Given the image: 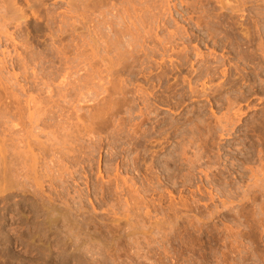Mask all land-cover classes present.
<instances>
[{"label": "rangeland", "instance_id": "obj_1", "mask_svg": "<svg viewBox=\"0 0 264 264\" xmlns=\"http://www.w3.org/2000/svg\"><path fill=\"white\" fill-rule=\"evenodd\" d=\"M11 1L0 264H264V0Z\"/></svg>", "mask_w": 264, "mask_h": 264}, {"label": "bare ground", "instance_id": "obj_2", "mask_svg": "<svg viewBox=\"0 0 264 264\" xmlns=\"http://www.w3.org/2000/svg\"><path fill=\"white\" fill-rule=\"evenodd\" d=\"M5 1H6V0H5ZM12 1H13V0H12ZM12 1H11V2H12ZM154 1H155V0H154ZM181 1H182V0H181ZM222 1H224V0H222ZM235 1H236V0H234V2H235ZM239 1H241V0H239ZM248 1H251V0H247V3H248ZM161 2H162V1H161ZM164 2H165V1H164ZM227 2H229V1H225V2H224L226 5H223V2H222V5H223L224 7H226L227 4L230 5L231 1H230L229 3H227ZM237 2H238V1H237ZM237 2H235V3H237ZM242 2H245V0L242 1ZM168 3H169V2H168ZM238 3H241V2H238ZM148 4H149V3H148ZM153 4H154V3H153ZM233 4H234V3H233ZM9 5H10V4H9ZM229 5L227 6L228 8L231 7V6H229ZM231 5H232V3H231ZM237 5H238V4H237ZM243 5H244V4H243ZM14 6H15V4H14ZM152 6H153V5H152ZM241 6H242V4H241ZM241 6L238 5V7H241ZM242 7H243V6H242ZM148 8H149V7H148ZM232 8H234V10H235L237 7H234V5H233ZM5 9H6V8H5ZM15 9H16V8H15ZM229 9H231V8H229ZM238 9H240V8H238ZM18 10H19V9H18ZM232 10H233V9H232ZM6 11H7V10H6ZM10 11H11V10H10ZM144 11H145V10H144ZM13 12H14V11H13ZM13 12H12V13H13ZM16 12H17V11H16ZM16 12H15V13H16ZM21 15L23 16L24 14H21ZM222 15H223V14H222ZM3 16H4V15H3ZM15 16H16V15H15ZM19 17H20V16H19ZM240 18H241V16H240ZM224 21H225V20H224ZM209 27H210V26H209ZM210 29H211V28H210ZM256 30H257V29H256ZM115 31H116V30H115ZM121 31H122V30H121ZM179 31H180V30H179ZM179 31H178V32H179ZM231 31H232V30H231ZM125 32H126V30L124 31V34H127V33H125ZM176 32H177V31H176ZM186 32H187V31H186ZM188 32H189V31H188ZM207 32H208V31H207ZM121 33H122V32H121ZM179 33H180V32H179ZM179 33H178V35H181V34H179ZM208 33H209V32H208ZM213 33H214V32H213ZM215 33H216V32H215ZM245 33L248 34V35H250V36H251V34H252V32H251V34H249V33H247V32H243V35H244V36H245ZM122 34H123V33H122ZM187 34H188V33H187ZM228 34H229V33H228ZM232 34H233V33H232ZM129 35H130V34H129ZM175 35H177V33H175ZM185 35H186V34H185ZM210 35H212L211 32H210ZM210 35H208V36H210ZM215 35H216V34H214V36H215ZM229 35H230V34H229ZM241 35H242V34H241ZM248 35L245 36L246 38L244 37L246 40L249 39V38L247 39V36H248ZM114 36H115V34H114ZM125 36H126V35H125ZM131 36H132V35H131ZM171 36H172V35H171ZM187 36H188V35H187ZM214 36H213V38H214ZM219 36H220V35H219ZM224 36H225V35H224ZM224 36H223V37H224ZM217 37H218V36H217ZM217 37H216V38H217ZM240 37H241V36H240ZM251 37H252V36H251ZM107 38H108V36H107ZM119 38H120V36H119ZM119 38H118V39H119ZM121 38H122V37H121ZM177 38H178V37H177ZM134 39H135V38H134ZM226 39H227V38H226ZM226 39H225V41H226ZM228 39H229V37H228ZM120 40H121V39H120ZM126 40H127V39H126ZM135 40H136V39H135ZM214 41H215V40H214ZM228 41H229V40H228ZM102 42H103V41H102ZM104 42H105V41H104ZM119 42H120V41H119ZM220 42H221V41H220ZM249 42H250V41H249ZM120 43H121V42H120ZM213 43H214V42H213ZM118 44H119V43H118ZM109 45H110V44H109ZM105 46H106V45H105ZM115 46H116V45H115ZM131 46H132V44H131ZM134 46H135V45H134ZM184 46H185V45H184ZM224 46H225V45H224ZM116 47H117V46H116ZM118 47H119V45H118ZM132 47H133V46H132ZM166 47H167V45H166ZM246 47H247V46H246ZM95 48H96V47H95ZM108 48H109V46H108ZM125 48H126V47H125ZM125 48H123V49H125ZM173 48H174V47H173ZM183 48H184V47H183ZM185 48H186V46H185ZM91 49H92V48H91ZM137 49H138V48H137ZM185 50H186V49H185ZM193 50H194V49H193ZM112 51H113V50H112ZM123 51H124V50H123ZM131 51H132V50H131ZM134 51H135V49L133 50V53H134ZM136 51H138V50H136ZM136 51H135V52H136ZM90 52H91V51H90ZM116 52H117V51H116ZM126 52H127V51H126ZM128 52H129V53H126V54H131L130 51H128ZM133 53H132V54H133ZM136 53H138V52H136ZM120 54H121V53H120ZM122 54H124V53H122ZM132 54H131V55H132ZM250 54H251V53H250ZM116 55H118V54H116ZM116 55H115V56H116ZM135 55H136V54H135ZM135 55H134V56H135ZM197 55L199 56V54H197ZM200 56H201V55H200ZM212 56H213V55H212ZM95 57H96V56H95ZM119 58H120V57H119ZM127 58H128V57H127ZM188 58H189V57H188ZM117 59H118V58H117ZM223 59H224V58H223ZM132 60H133V59H132ZM125 61H126V60H125ZM201 61H202V60H201ZM206 61H207V60H206ZM210 62H211V61H210ZM115 63H116V62H115ZM205 63H206V62H205ZM185 64H186V63H185ZM176 65H177V64H176ZM202 65H203V64H202ZM209 65H210V64H209ZM212 65H213V64H212ZM221 65H222V64H221ZM224 65H225V64H224ZM110 66H111V65H110ZM178 66H180V65H178ZM213 66H214V65H213ZM171 67H172V66H171ZM174 67H175V66H174ZM111 68H112V67H111ZM177 68H178V67H177ZM214 68H215V67H214ZM208 70H209V69H208ZM206 71H207V70H206ZM207 73H208V72H207ZM210 73H211V72H210ZM223 73H224V72H223ZM113 74H114V73H113ZM203 74H204V73H203ZM209 75H210V74H209ZM206 76H207V74H206ZM67 80H68V79H67ZM111 81H112V80H111ZM114 82H115V81H114ZM114 82H113V83H114ZM111 83H112V82H111ZM121 84H122V83H121ZM204 86H205V84H204ZM116 87H117V86H116ZM120 87H121V86H120ZM207 87H208V86H207ZM118 89H119V88H118ZM114 90H115V89H114ZM115 91H117V90H115ZM118 91H119V90H118ZM203 91H204V90H202V92H203ZM195 92H197V93H201V91L198 92L197 90H196ZM124 93H125V92H124ZM193 93H194V92H193ZM204 93H205V91H204ZM113 94H114V93H113ZM115 95H117V94H115ZM115 95H114V96H115ZM191 96H192V94H191ZM122 97H123V96H122ZM120 98H121V97H120ZM123 98H124V97H123ZM123 98H122V99H123ZM125 99H126V98H125ZM118 100H119V99H118ZM26 102H27V101H26ZM31 102H32V101H31ZM31 102H30V103H31ZM123 102H124V101H123ZM237 102H238V101H237ZM117 103H118V102H117ZM125 103H126V102H125ZM26 104H27V103H26ZM26 104H25V105H26ZM106 104H107V103H106ZM111 104H112V103H111ZM111 104H110V105H111ZM121 104H122V103H121ZM229 104H230V103H229ZM5 105H6V104H5ZM10 105H11V104H10ZM14 105H15V104H13V106H14ZM20 105H21V104H20ZM233 105H234V103H233ZM235 105H236V104H235ZM9 107H10V106H9ZM17 108H18V107H17ZM113 108H114V107H113ZM5 111H6V110H5ZM15 111H16V110H15ZM15 111H14V112H15ZM7 112H8V111H7ZM24 112H25V111H24ZM104 112H105V111H104ZM104 112H103V113H104ZM240 112H241V111H240ZM18 113H19V112H18ZM237 114H239V113H237ZM13 115H14V114H13ZM2 116H3V115H2ZM9 116H10V115H9ZM230 116H231V115H230ZM10 117H11V116H10ZM233 117H235V116H233ZM91 118H92V117H91ZM238 118H239V117H238ZM92 119H93V118H92ZM224 119H225V118H224ZM219 120L225 123L224 120H221V119H219ZM233 120H234V119H233ZM220 121H218V122H220ZM229 121H230V120H229ZM229 121H228V122L226 121V122L229 123V124H230V123L232 124V122H229ZM231 121H232V119H231ZM236 121H237V120H236ZM237 122H238V121H237ZM260 122H261V120H260ZM224 123H223V124H224ZM234 123H235V122H234ZM205 124H206V123H205ZM219 124H220V123H219ZM219 124H218V125H219ZM221 124H222V123H221ZM223 124H222V125H223ZM225 124H226V123H225ZM225 124H224L223 126H222V125H219V127H224V128H225V126L227 127V125H225ZM236 124H238V123H236ZM261 124H263V123H261ZM233 125H235V124H233ZM11 126H12V125H11ZM59 126H60V125H59ZM140 126H141V124H140ZM142 126H143V125H142ZM142 126H141V127H142ZM194 126H195V125H194ZM194 126H193V127H194ZM229 126H230V125H228V127H229ZM231 126H232V125H231ZM262 126H263V125H262ZM262 126H260V127L262 128ZM12 127H13V126H12ZM182 128H183V127H182ZM233 128H234V127H233ZM233 128H231V130H232ZM12 129H13V128H12ZM140 129H142V128H140ZM202 129H203V128H202ZM219 129H221V128H219ZM255 129H256V128H255ZM262 129H263V128H262ZM262 129H261V130H262ZM1 130H2V129H1ZM14 130H15V129H14ZM83 130H84V129H83ZM85 130H87V129H85ZM213 130H214V129H213ZM222 130H223V128H222ZM224 130H226V128H225ZM261 130H260V131H261ZM16 131H17V130H16ZM63 131H64V130H63ZM183 131H184V130H183ZM198 131H200V130H198ZM227 131H228V130H227ZM227 131H226V132L224 131L225 134L227 133ZM229 131H230V130H229ZM262 131H263V130H262ZM10 132H11V131H10ZM12 132H13V131H12ZM81 132H82V131H81ZM208 132H209V131H208ZM208 132H207V133H208ZM221 132H222V131H221ZM16 133H17V132H16ZM16 133H15V134H16ZM200 133H201V132H200ZM230 133H231V132H230ZM80 134H81V133H80ZM222 134H223V133H222ZM228 134H229V133H228ZM195 135H196V134H195ZM226 135H227V134H226ZM74 136H75V135H74ZM203 136H204V134H203ZM213 136H214V135H213ZM227 136H228V135H227ZM229 136H230V134H229ZM142 137H143V136H142ZM6 140H7V139H6ZM4 141H5V140H4ZM35 141H36V140H35ZM32 142H34V141H32ZM39 142H40V141H39ZM189 142H190V141H189ZM65 143H67V142H65ZM190 143H192V141H191ZM32 144H33V143H32ZM29 145H30V144H29ZM35 145H37V143H36ZM42 146H44V144H43ZM71 146H72V145H71ZM25 147H26V146H25ZM29 147H30V146H29ZM46 147H47V146H46ZM64 147H66V146H64ZM8 148H9V146H8ZM43 148H44V147H43ZM182 148H183V147H182ZM30 149H31V148H30ZM74 149H75V148H74ZM1 150H2V149H1ZM33 150H34V149H33ZM44 150H45V149H44ZM48 150H49V149H48ZM57 150H58V149H57ZM181 150H182V149H181ZM183 150H184V149H183ZM2 151H4V150H2ZM2 151H1V154H2ZM5 151H6V150H5ZM26 151H27V150H26ZM28 152H29V151H27L26 154H27ZM72 152H73V151H72ZM182 152H183V151H182ZM4 153H5V152H4ZM23 153H24V152H23ZM31 153H32V152H31ZM45 153H46V152H45ZM70 153H71V152H70ZM184 153H185V152H184ZM1 154H0V155H1ZM8 154H9V153H8ZM12 154H13V153H12ZM19 154H20V153L17 152V154H15V156H16V155L19 156ZM38 154H39V153H38ZM43 154H44V153H43ZM48 154H49V153H48ZM67 154H68V153H67ZM2 155H3V154H2ZM5 155L7 156V152H6ZM23 155H24V154H23ZM53 155H54V154H53ZM10 156H11V155H9V157L7 156V157H8L7 160H9L10 162L7 161V164H6V163L3 161L6 165H8V167H7V168H8V169H7L8 171L11 170L12 167H13V166H12L13 164H12V165H10V164H11L12 159H14V157L12 158V157H10ZM21 156H22V155H21ZM21 156L18 157V160L21 159V158L23 157V156H22V157H21ZM28 156H29V155H28ZM42 156H43V155H42ZM47 156H48V155H47ZM61 156H62V155H61ZM68 156H69V155H68ZM7 157H6V158H7ZM30 157H31V156H30ZM30 157H29V158H30ZM32 157H33V156H32ZM35 157H36V156H35ZM35 157H34V158H35ZM37 157H38V155H37ZM48 157H49V156H48ZM73 157H74V156H73ZM2 158H3V157H2ZM6 158H5V159L3 158V159L6 161ZM9 158H10V159H9ZM16 158H17V156H16ZM16 158H15V160H16ZM29 158H28V160H29ZM34 158L31 159V160H33V162H35ZM43 158H44V157H43ZM76 158H77V157H76ZM36 159H37V158H36ZM67 159H68V158H67ZM73 159H74V158H73ZM0 160L2 161V159H0ZM15 160H14L13 162H15ZM22 160H23V159H22ZM28 160H25V159H24V163H23V161H20V160H19V162H20L21 165L23 166V165L25 164V162L27 163ZM38 160H39V158L37 159V161H38ZM40 160H41V159H40ZM249 160H250V159H249ZM1 161H0V162H1ZM8 162H9V163H8ZM13 162H12V163H13ZM16 162H17V160H16ZM33 162H32V163H33ZM43 162H44V164H45L46 160L44 161V159H43ZM62 162H63V161H62ZM72 162H73V161H72ZM186 162H187V161H186ZM20 163H18V164H20ZM22 163H23V164H22ZM51 163H53V162L51 161ZM195 163H196V162H195ZM197 163H198V162H197ZM0 164H1V163H0ZM46 164H47V163H46ZM46 164H45V165H46ZM188 164H189V163H188ZM193 164H194V163H193ZM9 165H10V166H9ZM14 165H15V164H14ZM16 165H17V163H16ZM16 165H15V166H16ZM25 165L27 166V164H25ZM38 165H39V162H38ZM194 165H195V164H194ZM0 166L2 167V165H0ZM18 166H19V165H18ZM33 166H34V165H33ZM35 166H36V164H35ZM66 166H67V165H66ZM16 167H17V166H16ZM19 167H21V166H19ZM27 167H28V169H29V168H32V164H31V166H27ZM36 167H37V166H36ZM38 167H39V166H38ZM46 167H47V166H46ZM51 167H53V166H51ZM55 167H56V166H55ZM61 167H62V166H61ZM10 168H11V169H10ZM24 168L27 169L25 166H24ZM24 168H21V169H22L21 171H23ZM34 168H35V167H33V169H34ZM40 168H41V167H40ZM40 168H39V169H40ZM66 168H67V167H66ZM1 169H2V168H0V170H1ZM28 169L26 170V171H28L27 174H28L29 172H31L32 175H33L34 172H32L31 169H30L31 171H29ZM36 169H37V168H36ZM39 169H37V173H38ZM47 169H49V172L51 173L50 168L47 167ZM47 169H46V170H47ZM178 169H179V168H178ZM2 170H3V169H2ZM5 170H6V168H5ZM7 170H6L5 173H8ZM15 170H16V173H18V172L21 173V171H19V170H20L19 168H16ZM17 170H18V172H17ZM33 171H34V170H33ZM40 171H41V170H40ZM42 171H43V170H42ZM42 171H41V172H42ZM54 171H55V170H54ZM1 172H2V171H0V174H1ZM10 172H11V171H9V173L6 174L5 178H8L7 176H9V175L12 174V173H10ZM12 172H15V171L12 170ZM23 172H24V171H23ZM41 172H39V173H41ZM47 172H48V170L46 171V174H47ZM49 172H48V174H50ZM52 172H53V171H52ZM16 173H15V175H16V176H19V174H16ZM31 173H30V176H29L30 179H31V177H33V176H31ZM57 173H58V171H57ZM21 174H22V173H21ZM35 174H36V173H35ZM35 174H34V175H35ZM42 174H43V173H42ZM44 174H45V170H44ZM44 174L41 176V179H42V177L45 176ZM48 174H47V175H48ZM60 174H61V173H60ZM15 175L12 174L13 177H14ZM23 175H24V173H23ZM36 175H38V174H36ZM36 175H35V177H36ZM39 175H40V174H39ZM39 175H38V176H39ZM47 175H46V178L49 177V175H48V176H47ZM56 175H57V174H56ZM16 176H15L14 178H16ZM21 176H22V175H21ZM21 176H20V178H21ZM38 176H37V177H38ZM50 176H51V175H50ZM54 176H55V175H54ZM0 177H1V175H0ZM2 177H3V175H2ZM22 177L24 178V176H22ZM39 177H40V176H39ZM5 178H4V179H5ZM17 178H19V177H17ZM33 178H34V177H33ZM9 179H10V180H9ZM9 179H8V181H10V182H12V181L14 180V179L12 180L11 177H9ZM34 179H35V178H34ZM44 179H45V178H44ZM6 180H7V179H6ZM11 180H12V181H11ZM21 180H22V179H21ZM37 180H38V179H37ZM8 181H5V182H8ZM18 181H19V179H18V180L15 179V180L13 181V182H16L15 186L17 185V182H18ZM25 181H26V180H24V182H25ZM35 181H36V179L33 180V182H35ZM38 181H39V180H38ZM38 181H36V183H37L38 185L44 182L43 180H41V183H40V182L38 183ZM42 181H43V182H42ZM49 181H50V180H49ZM0 182L2 183V178H1V181H0ZM5 182H4V183H5ZM10 182H8V183H10ZM13 182H12V183H13ZM24 182H23V183H24ZM18 183H19V184H20V183L22 184V181H20V182H18ZM25 183H26V182H25ZM34 184H35V183H34ZM49 184H50V183H49ZM51 184H52V183H51ZM1 185H2V184H1ZM27 185H28V184H27ZM35 185H36V184H35ZM36 186H37V185H36ZM51 186H52V185H51ZM13 187H14V186H13ZM18 187H19V186H18ZM18 187H17V188H18ZM27 187H28V186H27ZM41 187H42V184H41L40 188H41ZM48 187H49V186H48ZM5 188H6V187H5ZM42 188H43V187H42ZM48 189H49V188H48ZM35 190H36V189H35ZM35 190H34V191H35ZM38 191H40V190H38ZM49 191H50V189H49ZM8 192H9V191H8ZM11 192H12V191H11ZM26 192H27V191H26ZM35 192H36V191H35ZM44 192H45V191H44ZM47 192H48V191H47ZM33 193H34V192H33ZM36 193H37V192H36ZM37 194H38V193H37ZM37 194H36V195H37ZM49 194H50V193H49ZM36 195H35V196H36ZM39 195H40V194H39ZM56 196H57V195H56ZM6 197H7V196H6ZM34 199L36 200V198H34ZM53 199H54V198H53ZM27 200H28V199H27ZM35 200H34V201H35ZM58 200H59V199H58ZM29 201H30V200H29ZM34 201H33V202H34ZM37 201H38V200H37ZM37 201H36V202H37ZM39 201H40V200H39ZM42 201H43V200H42ZM42 201H40L41 203H40V202H37V203L40 204V205H39V206H40V207H39V210H40V208L43 207L42 205L45 206V202H44V204H42ZM25 202H26V201H25ZM36 202H35V203H36ZM31 203H32V201H31ZM25 205H26V204H25ZM29 205H30V203H29ZM31 205H32V204H31ZM37 205H38V204H37ZM46 205H47V204H46ZM55 205H56V204H55ZM34 206H36V205H33L32 207H34ZM37 207H38V206H37ZM26 208H27V207H26ZM30 208H31V206H30ZM45 208H46V207H45ZM47 208H48V207H47ZM49 208L52 209L51 205L49 206ZM31 209H33V208H31ZM31 209H29V211H30ZM42 209L44 210V207H43ZM39 210H38V211H39ZM46 210L48 211L49 209H46ZM46 210H45V212H47ZM13 211H14V210H13ZM22 211H23V210H22ZM34 211H36V209H35ZM41 211H42V210H41ZM50 211H51V210H50ZM53 211H55V209H54ZM53 211H51V214H52V215H54V214L52 213ZM42 212H43V211H42ZM57 212H58V211H57ZM37 213H40V215H41V212H37V211H36V214H37ZM55 213H56V211H55ZM62 213H63V212H62ZM30 214H31V213H30ZM34 214H35V213H33V215H34ZM44 214H45V213H44ZM48 214H49V213H48ZM46 215H47V214H46ZM46 215H45V216H46ZM21 216H22V215H21ZM38 216H39V215H38ZM41 216H42V215H41ZM41 216H40V217H41ZM47 216H48V218L50 217L49 215H47ZM47 216H46V218H47ZM54 216H55V215H54ZM56 216H58V215H56ZM35 217H36V215H35ZM35 217H33V218H35ZM51 217H53V216H51ZM46 218H45V219H46ZM68 218H69V217H68ZM37 219H38V218H37ZM37 219H35V220H37ZM41 219H42V218H41ZM51 219H52V221H53V219H55V217H53V218H51ZM56 219L58 220L59 218H56ZM20 220H21V219H20ZM32 220H33V219H32ZM63 220H64V219H63ZM68 220H69V219H67V221H68ZM40 221H41V220H40ZM40 221H39V222H40ZM42 221H43V220H42ZM46 221H47V220H46ZM46 221H45V223H47ZM55 221H56V220H55ZM59 221H60V219H59ZM29 222H31V221H29ZM35 222H36V221H35ZM50 222H51V221H50ZM53 222H54V221H53ZM53 222L48 223V224L50 225V224H52ZM65 222H66V221H65ZM40 223H41V222H40ZM54 223H55V222H54ZM56 223L59 224V222H56ZM63 223H64V222H63ZM67 223H68V222H67ZM67 223H65V224H66L65 226H68ZM23 224H24V222H23ZM25 224H26V223H25ZM27 224H28V223H27ZM27 224H26V225H27ZM29 224H30V223H29ZM32 224L35 225L34 221L32 222ZM37 224H39V223L37 222ZM61 224H62V223H61ZM34 225H33V226H34ZM39 225H40V224H39ZM63 225H64V224H63ZM63 225H62V226H63ZM30 226H31V224H30ZM35 226H36V225H35ZM35 226H34V227H35ZM56 226H57V225H56ZM65 226H64V228H65ZM21 227H22V226H21ZM27 227L29 228V226H27ZM37 227H38V226H37ZM40 227H41V226H40ZM40 227H39V228H40ZM42 227H43V225H42ZM49 227H50V226H49ZM52 227H53V225H52ZM52 227H50V228H52ZM54 227H55V226H54ZM58 227H59V225H58ZM69 227H71V226H69ZM31 228H32V227H31ZM44 228H46V227L44 226ZM44 228H43V230H44ZM56 228H57V227H56ZM56 228H55V229H56ZM61 228H62V227H61ZM67 228H68V227H67ZM67 228H66V229H63V230H68ZM16 229H17V228H16ZM33 229H34V228H33ZM59 229H60V228H58L57 231H58ZM69 229H70V228H69ZM71 229H72V228H71ZM2 230H3V229H2ZM2 230H1V231H2ZM28 230L31 231L30 228H29ZM37 230H38V228H37ZM37 230H36V231H37ZM40 230H41V229H40ZM53 230H54V229H51V231H53ZM12 231H14V229H12ZM15 231H17V230H15ZM19 231H20V230H19ZM19 231H17V232H19ZM29 231H28V232H29ZM34 231H35V230H33V232H34ZM38 231H39V230H38ZM48 231H49V230H48ZM51 231H50L49 233H51ZM55 231H56V230H55ZM55 231H54V232H55ZM59 231H60V230H59ZM72 231H73V230H72ZM72 231H70V232L72 233ZM82 231H83V230H82ZM10 232H11V230H10ZM44 232H46V231H44ZM60 232H61V231H60ZM60 232H59V233H60ZM66 232H67V231H66ZM1 233H2V232H1ZM8 233H9V232H8ZM21 233H22V232H21ZM38 233H39V232H38ZM64 233H65V232H64ZM81 233H82V232H81ZM29 234H30V233H29ZM73 234H74V232H73ZM8 235H9V237H11V236H10V233H9ZM8 235L6 234V237H3L2 234H0V236H1L2 238H7ZM19 235H20V234H19ZM26 235H27V234H26ZM39 235H40V234H39ZM46 235H47V234H45V236H46ZM56 235H57V234H56ZM59 235H60V234H59ZM65 235H67V234H65ZM70 235H71V234H70ZM28 236H32V235L30 234V235H28ZM33 236H34V235H33ZM33 236H32V237H33ZM71 236H72V235H71ZM71 236H70V237H71ZM9 237H8V238H9ZM12 237H13V236H12ZM17 237H18V236H17ZM38 237H39V236H38ZM38 237H36V239H37ZM57 237H58V236H57ZM65 237H66V236H65ZM70 237H69V239H70ZM88 237H89V236H88ZM25 238H26V237H25ZM25 238H23V240H24ZM55 238H56V237H55ZM28 239H29V238H28ZM30 239H31V237H30ZM34 239H35V237H34ZM56 239H57V238H56ZM73 239H74V238H73ZM2 240H3V239H2ZM12 240H13V239H12ZM32 240H33V239H32ZM38 240H39V239H38ZM58 240H59V238H58ZM62 240H63V239H62ZM65 240H66V239H65ZM76 240H78V239H76ZM5 241H6V240H5ZM8 241H9V240H8ZM18 241H21V240H18ZM24 241H25V240H24ZM54 241H55V240H54ZM67 241H68V240H67ZM1 242H2V241H1ZM1 242H0V243H1ZM3 242H4V240H3ZM22 242H23V241H22ZM29 242H31V241H28V243H29ZM55 242H56V241H55ZM55 242H54V243H55ZM60 242H63V241L60 240ZM60 242H59V243H60ZM72 242H73V240H72ZM6 243H8V242L6 241ZM14 243H15V242H14ZM33 243H34V242H33ZM33 243H32V244H33ZM36 243H37V242H36ZM54 243H53V244H54ZM57 243H58V241H57ZM9 244H10V243H9ZM11 244H12V243H11ZM51 244H52V243H51ZM64 244L66 245L65 242H64ZM67 244H68V242H67ZM69 244H71V241H70ZM84 244H85V243H84ZM84 244H83V245H84ZM29 245H30V244H29ZM80 245H82V244H80ZM85 245H86V244H85ZM0 246H1V245H0ZM42 246H43V245H42ZM48 246H49V245H48ZM62 246H63V244H62ZM77 246H79V245H77ZM77 246H76V247H77ZM34 247H35V246H34ZM50 247H51V246H50ZM64 247H65V246H64ZM66 247H67V246H66ZM73 247H74V246H73ZM80 247H81V246H80ZM47 248H48V247H47ZM81 248H82V247H81ZM49 249H50V248H49ZM52 249H53V248H52ZM54 249H55V248H54ZM60 249H61V248H60ZM63 249H65V248H63ZM78 249H79V248H78ZM73 250H74V249H73ZM38 251H39V249H38ZM38 251H37V253H38ZM43 251H44V250H43ZM51 251H52V250H51ZM53 251H54V250H53ZM60 251H61V250H60ZM63 251H64V250H63ZM66 251H67V250L65 249V252H64V253H67ZM74 251H76V249H75ZM10 252H11V251H10ZM41 252H42V251H41ZM45 252H46V251H45ZM61 252H62V251H61ZM79 252H80V251H79ZM13 253H15V252H13ZM13 253H12V254H13ZM43 253H44V252H43ZM69 253H70V252H69ZM75 253H76V252H75ZM77 253H78V251H77ZM44 254H45V253H44ZM49 254H50V253H49ZM59 254H60V253H59ZM5 255H7V254H5ZM14 255H15V254H14ZM28 255H29V254H28ZM37 255H38V254H37ZM15 256H16V255H15ZM18 256H19V255H18ZM18 256H16V257H18ZM34 256H35V255H34ZM34 256H33V257H34ZM54 256H55V255H54ZM71 256H72V255H71ZM27 257H28V256H27ZM33 257H32V258H33ZM44 257H45V256H44ZM48 257H49V256H48ZM57 257H58V256H57ZM61 257H62V256H61ZM72 257H73V256H72ZM78 257H80V255H79ZM82 257H83V256H82ZM82 257H81V258H82ZM19 258H21V257H18V259H19ZM22 258H23V256H22ZM32 258H31V259H32ZM37 258H39V257H37ZM55 258H56V257H55ZM55 258H54V259H55ZM64 258H66V256H65ZM67 258H68V257H67ZM76 258H77V257H76ZM76 258H75V259H76ZM83 258H85V257H83ZM12 259H13V257H12ZM15 259H16V263L19 262V261H21V259H20L19 261H17V258H15ZM27 259H28V258H27ZM27 259H26V260H27ZM45 259H46V258H45ZM50 259H51V258H50ZM62 259H63V258H62ZM29 260H30V259H29ZM65 260H66V259H65ZM68 260H69V259H68ZM77 260H78V259H77ZM77 260H76V261H77ZM89 260H90V259H89ZM22 261L25 262L24 260H22ZM83 261H84V259H83ZM23 262H22V264H23ZM27 262H28V261H27ZM60 262H61V261H60ZM65 262H66V261H65ZM68 262H69V261H68ZM79 262H81L80 259L78 260V264H79ZM85 262H86V261H85ZM11 263H13V262H11ZM30 263H31V262H30ZM56 263H57V262H56ZM71 263H74V262H71ZM71 263H70V264H71ZM75 263H76V262H75ZM86 263H87V262H86ZM14 264H15V263H14ZM20 264H21V263H20ZM24 264H25V263H24ZM63 264H64V263H63ZM76 264H77V263H76ZM82 264H83V263H82ZM84 264H85V263H84ZM88 264H93V263H88Z\"/></svg>", "mask_w": 264, "mask_h": 264}]
</instances>
